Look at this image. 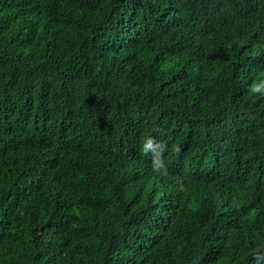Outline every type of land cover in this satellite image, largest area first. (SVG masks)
<instances>
[{
    "label": "trees",
    "instance_id": "obj_1",
    "mask_svg": "<svg viewBox=\"0 0 264 264\" xmlns=\"http://www.w3.org/2000/svg\"><path fill=\"white\" fill-rule=\"evenodd\" d=\"M261 79L264 0H0V264H264Z\"/></svg>",
    "mask_w": 264,
    "mask_h": 264
},
{
    "label": "clouds",
    "instance_id": "obj_2",
    "mask_svg": "<svg viewBox=\"0 0 264 264\" xmlns=\"http://www.w3.org/2000/svg\"><path fill=\"white\" fill-rule=\"evenodd\" d=\"M248 92L252 95H264V79H261L258 83L253 82V84L248 87ZM154 131L157 130L154 129ZM141 149L145 155L151 154L152 171L160 176H167L168 170L163 160V154L167 150V146L163 142L157 141L155 137L148 136L144 139ZM171 151L175 155H178L180 149L178 146L173 145ZM259 251L260 250H256L252 254L254 260L257 262L264 261V255H260Z\"/></svg>",
    "mask_w": 264,
    "mask_h": 264
}]
</instances>
